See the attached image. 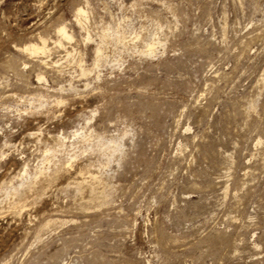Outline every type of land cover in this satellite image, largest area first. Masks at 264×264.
<instances>
[{
    "label": "rangeland",
    "instance_id": "374dc122",
    "mask_svg": "<svg viewBox=\"0 0 264 264\" xmlns=\"http://www.w3.org/2000/svg\"><path fill=\"white\" fill-rule=\"evenodd\" d=\"M0 264H264V0H0Z\"/></svg>",
    "mask_w": 264,
    "mask_h": 264
},
{
    "label": "bare ground",
    "instance_id": "6f19581e",
    "mask_svg": "<svg viewBox=\"0 0 264 264\" xmlns=\"http://www.w3.org/2000/svg\"><path fill=\"white\" fill-rule=\"evenodd\" d=\"M58 33L61 36V39L58 41L59 44H61L62 39H70V35L67 33V31L65 30L64 27L59 28ZM152 49L153 48H150V51H152ZM25 50L30 51L32 54L45 53L46 44L44 43L43 46H41V47H39L38 45L31 44V45L25 46Z\"/></svg>",
    "mask_w": 264,
    "mask_h": 264
}]
</instances>
